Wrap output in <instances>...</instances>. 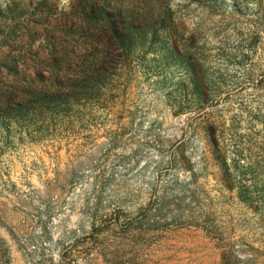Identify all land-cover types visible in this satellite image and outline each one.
Segmentation results:
<instances>
[{
	"label": "rangeland",
	"instance_id": "1",
	"mask_svg": "<svg viewBox=\"0 0 264 264\" xmlns=\"http://www.w3.org/2000/svg\"><path fill=\"white\" fill-rule=\"evenodd\" d=\"M0 264H264V0H0Z\"/></svg>",
	"mask_w": 264,
	"mask_h": 264
},
{
	"label": "trees",
	"instance_id": "2",
	"mask_svg": "<svg viewBox=\"0 0 264 264\" xmlns=\"http://www.w3.org/2000/svg\"><path fill=\"white\" fill-rule=\"evenodd\" d=\"M108 51H109V50H108V49H106V54L108 53ZM103 52H104V50H103Z\"/></svg>",
	"mask_w": 264,
	"mask_h": 264
}]
</instances>
